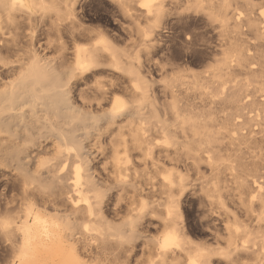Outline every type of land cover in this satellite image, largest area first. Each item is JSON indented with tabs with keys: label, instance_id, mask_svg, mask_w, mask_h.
<instances>
[{
	"label": "bare ground",
	"instance_id": "obj_1",
	"mask_svg": "<svg viewBox=\"0 0 264 264\" xmlns=\"http://www.w3.org/2000/svg\"><path fill=\"white\" fill-rule=\"evenodd\" d=\"M62 1L68 0H0V16L8 22H14L18 14L29 19L55 16L59 26V21L74 16L72 7L58 5ZM115 1L128 16L148 20L143 32L145 46L162 28L166 2L183 3V14L201 16L217 34L215 64L204 80L156 82L140 65H136L138 70L119 65L104 38L90 48H76L74 63L65 71L40 64L34 56L15 83L4 90L0 101V132L10 138L16 136L13 123L19 119L24 123L25 111L2 114L26 103L32 114L36 108L42 112L37 115L39 130L29 131V127L35 128L26 122L29 133L22 142L0 144V165L21 177L23 194L15 214L0 211V236L11 249L7 264H106L98 255L114 245L128 250L140 235L138 223L149 214L165 226L154 241L157 261L153 264H264V0ZM3 28L0 21V30ZM102 53L108 54L112 67L130 79L124 87L130 98L111 92L110 107L102 116L106 129H97L99 143L102 136L110 137L113 188H132L133 197L142 194L143 184L136 182V171L131 173L136 170L138 155L152 166L158 165V150L182 152L188 164L197 169L205 163L213 177L202 182L200 190L211 205H217L216 214L224 222L225 233L215 236L214 248L191 239L181 210L187 181L180 172L165 167L157 171L149 188L163 201L151 207L141 202L121 225L125 229L109 220L111 196L97 188L92 154L84 150L83 137L95 128L98 118L77 108L72 81L99 64ZM157 87L169 97L164 102L158 99ZM181 89L201 101L182 103ZM97 90L110 94L100 83ZM125 116L135 119L129 121L127 129L119 127L113 133L112 126ZM151 125L157 126L158 137L146 136ZM52 136L57 142L56 160L41 157L35 160L32 172L23 162L31 154L29 144ZM7 160L11 165L4 164ZM226 171L229 173L224 176ZM238 210L256 226L239 220ZM168 234L175 238V246L163 248Z\"/></svg>",
	"mask_w": 264,
	"mask_h": 264
},
{
	"label": "rangeland",
	"instance_id": "obj_2",
	"mask_svg": "<svg viewBox=\"0 0 264 264\" xmlns=\"http://www.w3.org/2000/svg\"><path fill=\"white\" fill-rule=\"evenodd\" d=\"M62 2L58 5L63 8L72 7L74 16L62 22L59 21L62 23L59 26L56 24L55 16L52 18L33 16L29 19L26 14H18L14 22L4 21L5 17L0 16V21H3L4 26L0 30V101L3 98L4 90L15 83L34 56L40 64L49 63L55 65L59 71H65L71 68L74 63L76 48H90L100 38H104L108 46L111 47V52L113 51L119 65L126 67L132 65V68H136V70H138L136 65H140L141 71L147 77L151 76L150 78L156 82L170 78H179L183 82L204 80L209 77L208 70L215 64L218 48L217 34L201 16L183 14V3L166 2L167 9L161 18L162 28L154 34L155 40L145 46L146 37L143 32L148 28V20L141 17L136 20L128 16L115 0H72V2L68 0ZM133 4L136 6L135 2ZM261 9L264 10V5ZM72 21L74 25L71 24ZM109 60L108 54L102 53L99 64L86 70L83 75H77L72 79L74 84L73 99L76 106L78 105L77 108L98 118L95 128L91 129L90 134L83 137L84 150L92 154L97 188L105 193L106 197L111 196V203L107 208L109 220L120 225L121 229H125L121 225L129 215L135 213L133 208H139L141 202L147 203L148 207H151L163 201L159 193H153L149 188L152 187L151 181L157 179V171L165 167L180 172L187 181L188 188L182 197L181 210L182 220L190 230L191 239L195 244L214 248L216 245L215 236L218 233H225L223 231L224 222L216 214L217 205H211L200 190L201 183L210 181L213 177L205 163L201 162L197 169L188 164L190 161L185 160V155H182V152L180 154L173 150L169 152L158 150L155 155L158 165L152 166L147 162V159L138 155L136 156V170L131 173L134 174L136 171L134 174L136 182L143 184L142 194L133 197L135 195L132 188L120 190L113 188V167L109 155L110 137L102 136V141L99 143L97 129H100V132L106 129V123L102 120V116L110 107L111 92L121 98H130L124 88L129 84L130 79L126 73L112 67ZM99 83L106 86L110 94L103 95L98 91ZM161 89L156 88L157 96L159 101L164 102L169 97L165 96ZM192 94L182 90L179 93V98L182 103L192 99L196 102L201 101L199 98L195 99ZM38 109L36 108V113L32 114L26 103L22 108L18 105L17 109L2 114L5 116L10 112L25 111L24 123L19 119L12 125L16 136L10 138L5 132H0V144L20 143L29 131L39 130L41 126L37 115L42 112ZM133 119H135L134 116H125L119 119L117 125L112 126L113 133H116L119 127L127 129L126 125ZM26 122L33 123V129H35L32 130V127H29L27 132ZM156 129L157 126L148 127L146 136L158 137ZM40 139L37 140L38 143L29 144L28 151L31 154L26 158L27 160H23L25 164H28V168L32 169V172L35 170V160L41 157L56 160L57 142L55 138L52 136ZM9 162L11 161L7 160L4 164L11 165ZM226 173L228 174L229 171L223 175L225 176ZM17 175L10 167L0 165V211L3 215L6 210L9 211V214H15L19 210L23 194L21 177ZM238 211L239 220L245 221L252 228L256 226L255 222L248 219L243 211ZM164 227L160 218L149 214L137 225L140 235L129 246L125 245L127 248L129 247L128 250L124 249L125 247L119 248L117 245H111L112 249L110 247L107 252L98 256L106 264H153L157 261L154 241L162 235ZM221 241L223 242V240ZM10 256L11 249L0 236V264H7ZM215 264L218 262L216 261Z\"/></svg>",
	"mask_w": 264,
	"mask_h": 264
},
{
	"label": "snow or ice",
	"instance_id": "obj_3",
	"mask_svg": "<svg viewBox=\"0 0 264 264\" xmlns=\"http://www.w3.org/2000/svg\"><path fill=\"white\" fill-rule=\"evenodd\" d=\"M161 246L163 248H167L169 246H175V238L171 234L166 235L163 239V243Z\"/></svg>",
	"mask_w": 264,
	"mask_h": 264
}]
</instances>
